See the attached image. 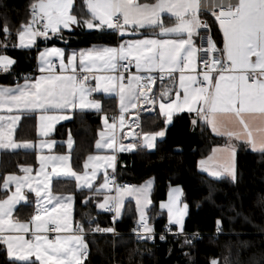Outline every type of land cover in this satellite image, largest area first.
Here are the masks:
<instances>
[{
	"label": "snow or ice",
	"instance_id": "obj_1",
	"mask_svg": "<svg viewBox=\"0 0 264 264\" xmlns=\"http://www.w3.org/2000/svg\"><path fill=\"white\" fill-rule=\"evenodd\" d=\"M209 14L222 33L219 41L213 38ZM76 28L111 30L121 41L116 46L80 50L45 46L37 57L39 75H26L24 83L14 87L0 86V150L39 149L36 175L32 167L21 166L23 175L10 174L2 183L6 196L0 199V246L10 264H85L88 258L85 236L91 221L74 223L75 196L54 194L53 177L72 178L78 189L88 190L89 198L103 197L98 207L114 213V222L126 201H134L138 211L134 232L140 239L155 241L149 220L152 182L120 185L114 175L117 152L138 146L154 149L157 138L165 136V130L141 131L118 140L117 132L125 127L140 128L138 120L125 118L138 106L158 105L166 124L172 123L175 113L194 114V127L209 128L221 138L212 155L199 161L201 171L211 177L237 180L240 145L264 155V0H82L80 4L77 0H31L28 19L15 33L6 22L0 28L5 36L0 41L4 50L0 51V73L14 72L17 61L6 52L13 35L18 43H11L12 48L30 50L38 47V40L67 44L65 31ZM157 80L162 84L158 95L153 94ZM95 93L118 97L120 115L109 122ZM85 109L103 118L96 149L111 152L89 155L83 170L77 172L72 166L71 133L67 154H53L57 142L45 138L57 123ZM29 117L38 120V145L14 139L21 119ZM124 138L131 142L125 145ZM101 169V183L94 186ZM25 190L35 194V206L22 220L15 213L17 205L28 203ZM182 194L179 188L171 189L168 201L159 208L167 210V232L183 235V245L193 247L198 234L185 233L188 205H181ZM171 225L178 226V231L173 233ZM95 231L115 233V228ZM159 239L166 236L161 234ZM210 264L220 262L212 259Z\"/></svg>",
	"mask_w": 264,
	"mask_h": 264
},
{
	"label": "trees",
	"instance_id": "obj_2",
	"mask_svg": "<svg viewBox=\"0 0 264 264\" xmlns=\"http://www.w3.org/2000/svg\"><path fill=\"white\" fill-rule=\"evenodd\" d=\"M81 2L77 0V4ZM30 3L31 0H0V28L6 22L15 33L28 19ZM210 24L214 38L219 41L222 35L218 32V25L211 20ZM66 35L71 39V46L78 48L94 44L115 46L119 41L118 35L111 30L88 32L78 28ZM4 39V33L0 30V41ZM16 41L13 35L6 50L17 61L14 70L30 72L35 68L37 54L45 47V42L39 41L38 47L33 50H20L11 47V43ZM52 44L55 42L46 45ZM110 102L109 99L103 100L104 113L108 111V105L112 107ZM101 117L99 113H76L72 122L57 129V137L70 130L76 140L72 164L77 172L83 170L85 159L94 152ZM191 119L192 115L187 113L178 115L168 128L166 139L159 142L154 151L140 148L134 153L120 155L116 178L120 183L134 185L155 180L154 206L150 211V223L155 233H165L169 227L166 216L159 210L160 202L166 199L171 187H181L184 202L189 207L185 233L188 236L201 234L200 240H194L193 247L183 245V236L167 237L163 241L157 237L154 243L137 240L131 235L138 223L132 203L127 205L124 217L114 225L110 215L98 213L93 199L87 200L88 192L78 193L74 188L72 191L77 197L76 222L87 224L97 216L87 232L92 231L95 224H100L104 227L114 226L121 234L117 238L87 236L89 254L85 264H210L212 259H217L220 264H264V155L241 145L236 156L237 180L212 179L199 170V161L208 156L214 147L221 145L222 140L214 136L209 128L201 125L194 127ZM144 120L157 122L153 123L152 128H146L143 122V131L153 132L164 126L158 117L148 116ZM31 122H23L19 139L25 138V134L34 136ZM22 157L5 153L2 173L16 170L24 162ZM57 185L58 182L55 189L60 184ZM69 189H73V186ZM85 200L88 202L84 203ZM22 209L30 210V206L23 205ZM171 228L177 232L176 227ZM0 264H10L3 246H0Z\"/></svg>",
	"mask_w": 264,
	"mask_h": 264
},
{
	"label": "crops",
	"instance_id": "obj_3",
	"mask_svg": "<svg viewBox=\"0 0 264 264\" xmlns=\"http://www.w3.org/2000/svg\"><path fill=\"white\" fill-rule=\"evenodd\" d=\"M217 25H218V23H217ZM77 29H78V28H76L75 30H77ZM81 29H82V28H81ZM75 30H74V31H75ZM83 30H86V31H88V32L96 31V30H87V29H83ZM66 33H69V32H67V30L65 31V37H66V39H67V41H68L67 44H65L63 41L52 40V41H49V42H55V44H52V45H46L47 43H49V42H47V43H45V46H48V47L56 46V47H61V48H66V49L80 50V49L90 48V47H92V46H94V45H97V46L103 45V44H94V45H92V46L85 47V48H78V47H75V46H71V39H70V37H68V36L66 35ZM221 35H222V33H221ZM118 37H119V36H118ZM120 41H121V38L119 37V41H118V43H119ZM16 43H18V40L16 41ZM38 43H39V40H38L37 44H38ZM105 46H107V45H105ZM115 46H116V45H115ZM43 48H44V47H43ZM43 48H42L41 50H43ZM18 49H20V48H18ZM33 49H36V48H33ZM33 49H30V50H33ZM20 50H28V49H20ZM41 50H40V51H41ZM38 53H39V52H38ZM37 57H38V54H37ZM37 57H36V65H35V67H36V69L38 70V59H37ZM13 68H15V65L13 66ZM132 71L134 72L135 69L133 68ZM14 72H16V71L14 70ZM38 75H39V74H38ZM154 75H156V74H154ZM17 82H19L20 84H23V83H24V79H23L22 77H20V80L16 81V77H15L14 75H11V74L1 75V76H0V86H11V87H14V86L16 85ZM92 83H94V82H92ZM163 86H164V87H167V86H168V81H167V80H165V81L163 82ZM161 87H162V84H161V82L158 80L157 83H156V85L153 87V94L158 95V93H159ZM94 98H98V99H100L101 104H102V110H104L103 100H104V99H109V100H111L110 103L112 104V107H111V106L109 107V105H108V106H107V110H108V111H106V113H105V114L110 118V119H109V122H111V117H113V116H117V117H118V116L120 115V112H119V100H118V97H115V96H106V95H104V94H102V93H95V94H94ZM88 112H90V113H97L95 110H89V109H85V110H83V111L76 110V111L72 114V118H71V119L60 121L59 123H57V124L55 125V128H54L53 132L50 133L49 137L45 138V139H55V140H56L57 143H56V145L54 146V148L52 149L53 154H67V153H68L67 140H68L69 132L71 133V131H70V130H67V131H65V132L61 135V137H57V136H56L57 129H58L60 126H62V125H66V124L72 122V121L74 120V118H75L76 113H88ZM184 113H187V112H183V113H175V114L173 115L172 123H171V124H166V123H165V117L159 113L158 105H157L156 107H154V108H153L152 106H149V105H141V106H138L136 109L131 110L130 114H125V118H126V120H128V121H131V120H133V119L138 120V121L140 122V128H130V127H125V128L123 129V131H118V132H117L118 140H119L120 137H127V134H129V133H132V135H135V133H139V132L143 131V122H144V126H145L146 128H152V127L154 126L153 123H156L157 121H153V122L150 123L149 121H145V120H144L145 117H148V116H151V117H158V118L163 122L164 126L160 127V128L157 129L156 131L165 130V136L162 137V138H157V141H156V147H157V145H158L159 142L164 141V140L166 139V137H167V130H168V128L173 124L174 119H175L178 115H181V114H184ZM187 114H189V113H187ZM192 115H194V114H192ZM25 120H31V121H32L31 123H32V126H33V128H34V132H35V134H34V136L25 134V138H20V139H19V137H18L19 129L21 128V125L23 124V122H24ZM103 129H104V124H103V118L101 117V127H100V129H99V132H100L101 130H103ZM210 131H211V130H210ZM99 132H98V138H97V140H99ZM143 132L147 133V132H151V131H143ZM153 132H155V131H153ZM26 136H28V137H26ZM71 137H72V140H73V142H74V143H73V147H72V153H73L74 150H75V147H76V140H75V138L73 137L72 134H71ZM14 139H15L17 142L32 141V142H34V143H36V144L38 145V143H39V141H40V139H41V137H39V135H38V120H37L35 117L22 118L21 121L19 122V124H18L17 127H16L15 134H14ZM97 140H96V141H97ZM130 142H131V139H130V138H124V139H123V143H124L125 145H127V144L130 143ZM95 144H96V142H95ZM95 144H94V152H93L92 154H90V155H97V154H99V155H104V154H106V153H108V152H111V150H98V149H96ZM219 146H220V145H219ZM240 146H241V145H240ZM240 146H239V147H240ZM216 147H217V146H216ZM239 147H238V148H239ZM246 147H247V146H246ZM140 148H143V147L138 146L135 150L130 151V152H129V151H124V152H117V153H116V170H115V173H114L115 178H116V172H117V166H118L119 156H120V155L127 154V153H134V152H136V151H137L138 149H140ZM214 148H215V147H214ZM247 148H248V147H247ZM143 149H146V150H148V151H154L156 148H154V149L143 148ZM248 149L251 151L250 148H248ZM44 151H45V154L48 153V149H45ZM237 151H238V150H237ZM252 152H253V151H252ZM5 153L16 154V155H23L22 158H23L24 162H23V163H20V164L17 166V169H16V170H14V171H12V172H9V173H6V174H3V173H2V159H3V155H4ZM254 153H256V152H254ZM209 155H212V150H211V152L209 153ZM209 155H208V156H209ZM208 156H206V157L203 158V159H206ZM236 156H237V155H236ZM87 157H88V156H87ZM86 160H87V158L85 159L84 162H86ZM21 166H29V167H32L33 170H34V171H33V175H36V174L38 173V170H39V149L37 148V149L34 150V149L19 148V149H15V150H11V149H8V150H0V199L5 198V196H6V193H5V191L3 190V188H2L3 180L6 179V177H7L8 175H10V174L23 175V173L20 171V167H21ZM72 166H73V164H72ZM73 169H74V167H73ZM74 170H75V169H74ZM199 170L201 171L200 166H199ZM236 170H237V166H236ZM108 171H109V173H112V170H111V169H108ZM201 172L204 173V174H206V175H208V176H209L210 178H212V179L219 180V179L227 178V179H230V180H231V178H230V177H227V176H224V177H222V178L217 179V178L211 177L207 172H203V171H201ZM102 174H103V169H101V172H100V174H99V176H98V179L96 180L94 186L99 185V184L101 183V180H102ZM59 181H66V183L63 184V183H61V182H59ZM149 181H151V182H152V185H153V186H152V192H151V198H152V201H153V193H154V189H155V184H156V183H155V180H154V179H149V180H147L146 182H144L143 184H145V183H147V182H149ZM57 182H58V185H59V184H60V185H59L58 189H55V183H57ZM143 184L136 185V186H142ZM58 185H57V186H58ZM71 185L73 186V189H69V187H71ZM74 188H75V191L78 192V193H81V192H88V190H86V189H85V190H80V189H78L77 186H76V182H75V180L72 179V178L53 177V179H52V191H53L54 194H57V195L74 194L75 199H74V203H73V206H72V212H73V220H74V223H75V222H76V218H75V210H76L77 197H76V193L72 191V190H74ZM173 188H179V189L182 190V193H183V194H182V196H181V198H180V203H181V205L184 204V203H185V202H184V191H183V189H182L181 187H179V186L171 187V188L169 189L168 193H167V197H166V199H165L164 201H162V202H167V201H168V194H169L170 190L173 189ZM11 190L14 191V185L11 186ZM25 191H26V194H27L28 197H29L28 203H21V204L17 205V210H16V213H15V214H16L20 219H22V220L28 218L29 214L31 213L30 210H31V209L34 210V206H35V194H34V193H31V192H27V190H25ZM88 193H89V192H88ZM10 194H11V192L9 191V192L7 193V195H10ZM89 196H90V193H89V195H88L87 200H91V199H93V202H94V204H95V206H96V209H97L98 213H104V211L98 207V203H102V202H103V197H96V196H93L92 198H89ZM129 203H132V204L135 206V202H134V201H132V200H127L126 203H125V209H124L122 215H121L120 217L116 218V219H117V222L120 221V220L124 217L125 212H126V207H127V205H128ZM160 203H161V202H160ZM23 205H26V206L28 205V206H30V210H29V209H22V208H23ZM159 205H160V204H159ZM153 206H154V202H153V204H152V207H153ZM21 207H22V208H21ZM152 207L149 209V220H150V218H151V212H150V211H151ZM135 210H136V214H137V217H138V211H137V209H136V206H135ZM159 210H160L161 213H163V214L166 216L167 223H168V225H169V222H168V216H167V210H161L160 208H159ZM188 213H189V207H188V210H187V214H186V216H185V218H184V225H185V221H186V219H187ZM117 222H116V223H117ZM171 226L176 227V229H177V231H178V226H176V225H171ZM155 232H156V231H155ZM85 240H86V237H85Z\"/></svg>",
	"mask_w": 264,
	"mask_h": 264
},
{
	"label": "built area",
	"instance_id": "obj_4",
	"mask_svg": "<svg viewBox=\"0 0 264 264\" xmlns=\"http://www.w3.org/2000/svg\"><path fill=\"white\" fill-rule=\"evenodd\" d=\"M209 16H210V20L211 21H215V18L214 17H212L210 14H209ZM210 20H209V23H210ZM216 23V22H215ZM217 24V23H216ZM213 32V31H212ZM213 38H214V36H213ZM215 39V38H214ZM9 74H11V75H14L15 77H16V81H18V80H20V77H24V76H26V75H30V76H33V77H35V76H37L38 74H39V72H38V70L36 69V67L32 70V71H30V72H13V73H9ZM1 75H7V74H3V73H0V76ZM158 81V80H157ZM115 180H116V183L117 184H120V185H123V184H128V185H134V184H131V183H120V182H118L117 181V178H115ZM104 213H106V214H108V215H110V218H111V221H112V223L115 225L116 224V222H117V219H115V222H114V213H112V212H105L104 211ZM97 220V216H95L94 218H93V220H89V221H91V223H94L95 221ZM97 227H99L100 229H104V228H109V227H104V226H102V225H100V224H95L94 226H93V228H92V231H90V232H86V236L85 237H87V236H97V237H113V238H117L118 236H120L121 234L115 229V233H106V232H97V231H95V228H97ZM137 227V223L135 224V226H134V228H133V232L131 233V235L133 236V237H135L137 240H143V239H140L137 235H136V233L134 232V229ZM112 228H115L114 226L112 227ZM173 233H175L174 231H172ZM161 234H163V235H165L166 236V238L167 237H175V236H173L171 233H168V232H165V233H155V235H156V238L157 237H160V235ZM181 236H183V235H181ZM190 237H192L193 236V234L192 235H189ZM200 237H201V234H198V238H196L195 240H200ZM176 238H179V237H176ZM156 240V239H155ZM151 243H154L155 241H152V240H149Z\"/></svg>",
	"mask_w": 264,
	"mask_h": 264
}]
</instances>
